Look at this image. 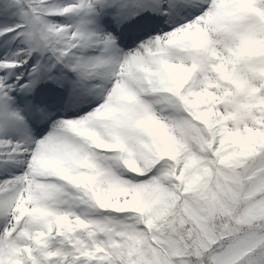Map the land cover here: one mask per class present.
Returning a JSON list of instances; mask_svg holds the SVG:
<instances>
[{
	"label": "rangeland",
	"instance_id": "obj_1",
	"mask_svg": "<svg viewBox=\"0 0 264 264\" xmlns=\"http://www.w3.org/2000/svg\"><path fill=\"white\" fill-rule=\"evenodd\" d=\"M55 1L58 8L84 9L88 4L100 12L113 4L101 0ZM166 1L179 6L181 0ZM128 2L115 8L118 16L122 17ZM90 8L76 15L78 23L74 25H69V19H58L49 26L57 32L64 27L60 40L55 36L53 43L68 55L71 74H79L76 79L59 72L48 45L37 37V55L32 58L27 40L19 33L27 28L21 21L24 12L16 13V21L0 18V31L6 27L12 30L0 47V94H4L0 97V164L14 156L15 143L26 142L25 153L30 146V134L28 142L22 141L24 131L18 127L13 130L21 120L16 114L21 104L14 106L7 88L17 80L31 86L41 76L57 71L58 86L67 80L70 86H78L87 78L97 88L108 77H117L91 118L70 124L75 128L69 131L62 132L61 127L52 131L49 159L37 163V149L31 150L34 163L26 185L20 186L16 180L23 176L20 168L26 166L23 149V154L17 155L22 163L11 174L4 175L0 166V220L3 216L16 219L25 210L24 226L13 237L15 241L0 243V264L142 263L145 255L143 258L139 250L145 239L136 237V227L131 236L128 234L133 228L129 221L138 209L145 229L151 232V225L154 227L160 216L154 207L142 205L139 196L147 198L160 182L174 186L177 156L191 148L187 141L197 144L204 136L221 148L236 147L247 160L246 170L264 155V132L259 129L264 126V52L260 51H264V0H203L195 13L199 18L161 37L158 43L150 40L129 49L122 57L108 44L110 25L104 24L106 31L95 32L96 42L85 36L92 17ZM240 31L245 40L253 38L252 47L243 44L245 40L237 36ZM16 39L22 43H14ZM13 45L17 51L5 55L7 47ZM21 45L26 47L19 54ZM245 47L256 55L247 57ZM104 152L109 160H102ZM97 165L112 177L95 179L91 173L96 172ZM261 166L255 172L259 191L264 187V163ZM171 167L175 168L173 174ZM141 178L143 182L138 181ZM144 188L147 191L141 194ZM6 189L11 191L9 199L1 196L6 195ZM78 189L87 196L80 193L78 197ZM228 191L234 192L235 187ZM260 198L261 208L257 204L235 218L237 221L226 220L237 229L247 227L248 231H243L248 235L220 248L225 260L238 258L237 253L249 255L254 263L264 253V228L250 227L251 217L260 222L264 215V193ZM165 219L171 232L177 224L187 223V219L178 223L175 216ZM216 244L220 247L221 242ZM190 253L187 250V259Z\"/></svg>",
	"mask_w": 264,
	"mask_h": 264
},
{
	"label": "trees",
	"instance_id": "obj_2",
	"mask_svg": "<svg viewBox=\"0 0 264 264\" xmlns=\"http://www.w3.org/2000/svg\"><path fill=\"white\" fill-rule=\"evenodd\" d=\"M6 1L19 5L26 13L29 24L33 25L31 27L38 24L35 25L37 30L39 25L49 21L54 12L60 14V11H52L54 0ZM259 129L264 132V127L259 126ZM187 154L180 164L181 174L175 180V187L160 183L154 189L152 198L144 202L149 207L152 200L163 201L155 208L160 220L151 227L153 240L145 246L142 264H173L167 255L174 258L175 264H264V254L257 263H253L255 260L249 259V255H238L233 251L238 258L229 262L220 250L225 244L236 242L239 236L248 235L243 231L247 227L237 229L226 220L237 221L246 209L249 213L257 204L261 208L260 197L264 187L259 191L255 172L264 163V155L259 158L261 164L252 165L251 169L248 167L243 172L241 166L246 165L247 160H243L236 147L210 146L209 140L202 136L199 143L191 145ZM246 183L252 186L247 187ZM231 187H235L232 193L228 191ZM167 216H175L178 223L187 219V223L177 224L175 231L171 232L165 223ZM251 221L252 230L260 229L264 226V215L260 222L252 217ZM218 242H221L220 247L216 244ZM187 250L191 251L188 259Z\"/></svg>",
	"mask_w": 264,
	"mask_h": 264
},
{
	"label": "bare ground",
	"instance_id": "obj_3",
	"mask_svg": "<svg viewBox=\"0 0 264 264\" xmlns=\"http://www.w3.org/2000/svg\"><path fill=\"white\" fill-rule=\"evenodd\" d=\"M150 9V8H147ZM154 10L151 9L150 12H146V13H152ZM91 35V36H90ZM95 33L94 32H88L86 33L85 36H90V41L93 40ZM97 41V38H95ZM51 136L47 141H43L41 144H39V147L36 150V156L34 157V161H36L37 163L40 162V160L46 161L47 159H49L50 156V151L52 149V141H51ZM22 140V139H21ZM17 145H21L20 143H17ZM23 148V145H21ZM21 149V148H16V150ZM31 155V153L28 154V156ZM48 155V156H47ZM46 157V158H45ZM39 161V162H38Z\"/></svg>",
	"mask_w": 264,
	"mask_h": 264
}]
</instances>
